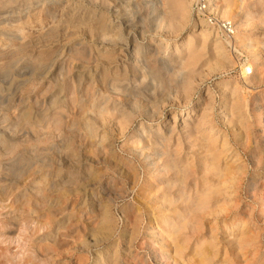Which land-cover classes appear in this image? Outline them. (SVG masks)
<instances>
[{
  "label": "rangeland",
  "instance_id": "rangeland-1",
  "mask_svg": "<svg viewBox=\"0 0 264 264\" xmlns=\"http://www.w3.org/2000/svg\"><path fill=\"white\" fill-rule=\"evenodd\" d=\"M192 4L0 0V264H264V0L217 4L236 43L199 28ZM119 33L129 50L163 47L176 64L170 75L156 64L131 67L130 53L111 42ZM183 71L187 100L160 96ZM143 77L147 89L137 91ZM133 98L157 105L158 118L135 113L122 134L106 115L97 121L106 140L93 142V99L101 110L114 101L129 110ZM140 123L181 131L187 188L178 177L167 191L161 162L146 168L126 151Z\"/></svg>",
  "mask_w": 264,
  "mask_h": 264
},
{
  "label": "bare ground",
  "instance_id": "bare-ground-1",
  "mask_svg": "<svg viewBox=\"0 0 264 264\" xmlns=\"http://www.w3.org/2000/svg\"><path fill=\"white\" fill-rule=\"evenodd\" d=\"M93 1V0H92ZM126 1V0H125ZM153 1V0H152ZM166 2H168L169 0H165ZM191 1V0H190ZM229 1V0H228ZM56 2V1H55ZM141 3V2H140ZM153 4V3H152ZM151 4V5H152ZM175 4V3H174ZM173 4V5H174ZM110 5V4H109ZM115 5V4H114ZM163 5V4H162ZM172 5V7H173ZM147 6V5H146ZM161 6V5H160ZM169 6V5H168ZM176 8L177 5L175 4ZM175 6L173 7V9L175 8ZM181 6V5H180ZM217 6V5H216ZM126 7V6H125ZM171 7V6H170ZM168 7V8H170ZM179 7V4H178ZM79 8V7H78ZM159 8V6H158ZM163 8V7H162ZM167 8V9H168ZM172 9H170L171 12ZM176 10V9H175ZM174 10V11H175ZM159 11V10H158ZM173 11V12H174ZM179 11V10H178ZM139 12V11H138ZM161 12V10L159 11ZM142 13V12H141ZM165 13V12H164ZM168 13V12H167ZM175 13V12H174ZM223 16L224 17H229L230 16V8L229 6L223 8ZM145 14V13H144ZM173 14V13H172ZM177 14V13H176ZM150 15V14H149ZM119 16V15H118ZM123 16V15H121ZM137 16V14H136ZM173 16V15H172ZM151 17V16H150ZM178 18V16H176ZM131 19V18H130ZM135 19V18H134ZM137 19V18H136ZM157 19V18H156ZM119 20V19H118ZM138 20V19H137ZM176 20V19H175ZM126 21V20H125ZM129 21V20H127ZM143 21V20H142ZM253 21V20H252ZM110 22V21H109ZM137 22V21H136ZM176 22V21H175ZM179 22V21H177ZM176 22V23H177ZM115 23V22H114ZM120 23V21H119ZM128 23V22H127ZM143 23V22H142ZM157 23V22H156ZM155 23V24H156ZM132 24V23H131ZM179 24V23H178ZM154 25V24H153ZM166 25V23L164 24ZM116 26V25H115ZM121 26V25H120ZM127 26V25H126ZM205 26H207V24L205 25L204 21H202V25L199 26V28L204 29ZM114 27V26H113ZM144 27V26H143ZM167 27V26H166ZM165 27V28H166ZM176 27V26H175ZM117 28V27H115ZM153 28V27H152ZM180 28L179 25L177 27V29ZM118 29V28H117ZM124 29L126 30V28L124 27ZM170 29V28H169ZM171 30V29H170ZM199 30V29H198ZM206 30V29H204ZM118 31V30H117ZM123 32V31H122ZM126 32V31H125ZM150 32V31H149ZM153 32V31H152ZM167 32V31H166ZM94 34V33H93ZM240 34V33H239ZM91 35V34H90ZM114 41H111L112 44H120V46L122 48H126L127 50H129V46L128 45V41L126 39V41H123L121 33H119V35H114L112 36ZM225 37V42L227 43H233V42H238V37L235 34L234 37ZM135 38V37H134ZM97 39V38H96ZM125 39V38H124ZM90 40V39H89ZM102 40V39H100ZM109 40V39H108ZM137 40V39H136ZM189 41V40H188ZM154 42V41H153ZM105 43V42H104ZM191 43V42H190ZM89 44V43H88ZM100 44V43H99ZM107 44V43H106ZM152 45V42L150 41L149 44L143 48H140L139 44L137 42H135L132 46V48H130L129 51H127L126 49H124L127 53H130L128 62L130 64L131 67H137V66H141L142 68L146 67L148 64H156L162 75L165 76H169L170 75V71L175 67V61H166L164 59L163 53H164V49L163 47L161 48L160 51H156L155 48H151L150 46ZM248 45V44H247ZM97 46V45H96ZM103 46V45H102ZM187 46V44H186ZM84 47V46H83ZM114 47V46H113ZM179 48V47H178ZM106 49V46H105ZM120 49V47H119ZM177 49V48H176ZM222 49V48H221ZM178 50V49H177ZM124 52V51H123ZM173 52V51H172ZM192 53V52H191ZM120 54V53H119ZM195 55V54H194ZM124 57V56H122ZM196 57V56H195ZM124 59V58H122ZM182 60V59H181ZM113 61V60H112ZM117 61V60H116ZM122 62V61H121ZM120 62V63H121ZM104 63V62H103ZM181 63V62H180ZM101 65V64H100ZM123 65V64H122ZM185 65V64H184ZM183 66V65H182ZM244 66V65H242ZM250 70L251 72H253V65L250 63ZM109 67V66H108ZM246 68V67H245ZM243 69V68H242ZM185 70V69H184ZM248 72V71H247ZM82 73V72H81ZM87 73V72H86ZM128 73V72H127ZM246 73V72H245ZM97 74V73H96ZM251 74V73H249ZM192 75V74H191ZM176 76V75H175ZM178 76V75H177ZM190 72H182V75L180 76L179 79L174 81V88L171 89H166V88H160V96L165 97L166 99H171L172 97V93H175L176 95L179 96V98H183L184 101L187 100V97H189V94L187 93L189 91L190 88ZM144 78L139 80V82H136V85H134V88H136L137 91L145 88L147 89V86L145 84ZM198 78V77H197ZM247 76L244 77V80L246 81ZM100 83V82H99ZM153 84V83H151ZM102 85V84H101ZM157 85V84H155ZM196 87V86H195ZM252 87V86H251ZM250 87V88H251ZM110 88V87H109ZM193 88V87H192ZM191 88V89H192ZM249 88V87H247ZM101 89V88H99ZM125 90L130 89L129 87L124 88ZM150 89V88H149ZM159 89V88H158ZM195 89V88H194ZM193 89V90H194ZM96 90V89H95ZM112 91L115 92H120L119 88H111ZM191 91V90H190ZM103 93V92H102ZM121 93V92H120ZM151 93V92H150ZM127 95V94H126ZM174 95V94H173ZM194 95V94H193ZM125 96V95H124ZM128 96V95H127ZM122 97V96H121ZM176 97V96H175ZM124 98V97H123ZM152 98V97H151ZM140 99V98H139ZM139 99L133 98L131 100V104H130V108L129 110H127L125 104L123 103H116L115 101L112 102L110 105V107H106L103 108L102 110L99 108V104L97 101H95V99H93V104H92V125L90 128V134L91 137L93 138V142L94 140H99V144H101V142H103L104 140H106V138L104 137V133H99L97 132V128H98V120H104L105 116L107 115L109 118L111 117L112 120L116 123L120 125L122 134H124L125 130H127V127L129 125H131L132 119L134 118V114L138 113L139 116H141L145 121L147 122H151L154 121L155 119L158 118V109H157V105L156 108H149V109H144L141 106V103H139ZM154 99V98H153ZM157 100V99H156ZM182 100V99H181ZM189 100V99H188ZM257 100V99H256ZM155 101V100H154ZM174 102V100H173ZM106 103V102H105ZM170 103V101H169ZM175 104V103H174ZM91 105V104H90ZM109 106V105H108ZM160 110V109H159ZM164 110V108L162 109ZM191 117V116H190ZM70 119V118H69ZM186 119V118H185ZM138 123V122H137ZM193 123V122H192ZM149 124V123H148ZM101 125V124H100ZM148 126V125H147ZM146 125H144L143 123H140L138 125V128L135 130V132L133 133V135L130 137L129 136V146L126 149V151L130 154H133L134 156H136L138 158V160L144 165V167L146 168H157L159 166H163L164 168V173H165V179L162 181L163 183H165L164 187L167 191L170 192L171 187H172V182L175 180H178V177H183L182 179V183H183V187L187 188L188 183H187V179L188 176L190 175V173L188 172V170L190 169L187 164H186V160L184 159V154L181 155V153H179V150H181L182 148H184L185 144L183 143L182 140V133L181 131H177L176 132V126L175 123L172 126L169 125H165L162 128H155V129H149ZM131 127V126H130ZM100 128V126H99ZM182 129H186V133L188 134V138L191 136L192 131H193V126L192 124H190L189 122H186V120H182ZM78 131V130H77ZM76 131V132H77ZM128 133V132H127ZM184 133V132H183ZM101 134V135H100ZM129 134V133H128ZM174 135H177L176 138ZM71 138V137H70ZM203 139V138H202ZM117 140V139H116ZM187 140V139H186ZM190 144V143H189ZM172 145H175L174 149L172 150ZM227 145V143L225 144V146ZM200 147V146H199ZM206 149V148H205ZM185 152V151H184ZM118 153V152H117ZM187 154V153H186ZM164 155V156H163ZM106 157V156H105ZM126 157V156H125ZM94 161V160H93ZM130 161V160H129ZM162 163L161 165L159 163ZM113 163V162H112ZM121 163V162H120ZM119 165V164H118ZM121 165V164H120ZM209 166V165H208ZM121 169V168H120ZM140 170V169H139ZM73 171V170H72ZM215 172V171H213ZM248 172V171H247ZM262 172V171H261ZM260 172V173H261ZM144 176V175H143ZM261 177V176H260ZM61 178V177H60ZM226 179V178H225ZM31 180V179H30ZM201 180V178H200ZM124 181V180H123ZM160 182V181H159ZM237 182V181H236ZM13 184V183H12ZM194 184L196 185V182L194 181ZM220 184V183H219ZM91 185V184H90ZM145 187V186H144ZM80 188V187H79ZM109 188V187H108ZM123 191V190H122ZM108 192V191H107ZM166 192V193H169ZM85 193V192H84ZM86 194V193H85ZM170 194V193H169ZM17 195V194H16ZM216 196V195H215ZM207 195H203L201 200L196 204V209H201L202 207H204L205 201ZM100 198V197H99ZM218 199V198H217ZM218 201V200H217ZM173 203H175L174 200H170L168 202V205H172ZM147 204V203H146ZM103 206V205H102ZM96 207V206H95ZM188 203L186 200H182L181 204H180V210H185L188 209ZM54 210H56V208H54ZM142 210V209H141ZM193 210V209H192ZM191 211V210H190ZM142 213V212H141ZM144 216V215H143ZM164 217V216H163ZM165 221H168L169 218H164ZM177 220H180V217H178ZM242 220V219H241ZM224 222V221H223ZM143 223V222H142ZM235 223V222H234ZM237 224V223H236ZM118 227V226H117ZM116 227V228H117ZM141 228V227H140ZM171 231V226H167L166 227V232H170ZM236 231V230H235ZM102 232V231H101ZM101 234V233H100ZM14 235V234H13ZM114 235V234H113ZM154 234H152L153 236ZM112 237V236H111ZM190 237V236H189ZM93 240V239H92ZM104 244V243H103ZM163 244V243H162ZM241 244H243V241L241 242ZM102 245V244H101ZM100 245V246H101ZM81 246V245H80ZM92 249V248H91ZM99 250V249H98ZM95 251V250H94ZM93 252V251H92ZM103 253L100 251V253L97 254L96 258L100 259L102 257ZM4 258V257H3ZM121 261V260H120ZM9 262V261H8ZM87 263V262H86Z\"/></svg>",
  "mask_w": 264,
  "mask_h": 264
},
{
  "label": "built area",
  "instance_id": "built-area-1",
  "mask_svg": "<svg viewBox=\"0 0 264 264\" xmlns=\"http://www.w3.org/2000/svg\"><path fill=\"white\" fill-rule=\"evenodd\" d=\"M220 0H193L192 12L198 18L202 19L210 29H216L227 37L234 33V26L229 20L219 19L217 17L216 5Z\"/></svg>",
  "mask_w": 264,
  "mask_h": 264
}]
</instances>
